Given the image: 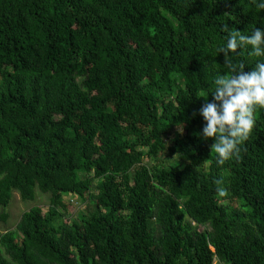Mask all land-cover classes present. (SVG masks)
<instances>
[{"label": "trees", "instance_id": "obj_1", "mask_svg": "<svg viewBox=\"0 0 264 264\" xmlns=\"http://www.w3.org/2000/svg\"><path fill=\"white\" fill-rule=\"evenodd\" d=\"M224 26L250 35L264 11L0 0V205L51 193L0 231V264H264V109L223 165L197 135L216 75H231ZM250 53L229 59L251 71L264 57ZM70 195L94 209L69 221Z\"/></svg>", "mask_w": 264, "mask_h": 264}, {"label": "clouds", "instance_id": "obj_2", "mask_svg": "<svg viewBox=\"0 0 264 264\" xmlns=\"http://www.w3.org/2000/svg\"><path fill=\"white\" fill-rule=\"evenodd\" d=\"M256 6L264 11V0H253ZM228 33L226 46L219 48L223 53L224 66L231 75L218 73L213 81L214 90L211 102H206L200 109L204 125L202 133L204 140L211 138L212 148L217 154V163L223 165L232 158H238L240 146L248 140L255 124L256 108L264 109V62H257L251 71H245V66H234L230 53L250 47L251 55L264 57V27L252 30L250 35H244L239 30L231 31L227 26L222 29ZM207 94L201 97L207 98ZM196 112H193V118ZM182 133L183 129H179ZM220 196L225 190L218 188Z\"/></svg>", "mask_w": 264, "mask_h": 264}, {"label": "rangeland", "instance_id": "obj_3", "mask_svg": "<svg viewBox=\"0 0 264 264\" xmlns=\"http://www.w3.org/2000/svg\"><path fill=\"white\" fill-rule=\"evenodd\" d=\"M167 161L170 163H177L179 161V158L170 157ZM148 163L151 164L150 161H148ZM36 191H37V195L36 198L33 200H23L19 192L14 191L13 198L10 204L7 207L0 205L1 232H5L6 230L9 229H15L23 213L34 206H38V205L43 206L45 210H47L50 204L51 193L44 192L39 188H37ZM67 199L70 200V205H69L70 208L68 211L69 221L79 220V217L82 214L88 213L89 211L93 210L95 207V204L93 202L91 201L84 202L81 198L75 195H70L67 197ZM5 212L8 213L7 220H4L2 218Z\"/></svg>", "mask_w": 264, "mask_h": 264}]
</instances>
